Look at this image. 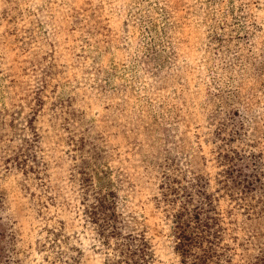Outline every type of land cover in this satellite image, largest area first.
<instances>
[{
    "label": "rangeland",
    "instance_id": "rangeland-1",
    "mask_svg": "<svg viewBox=\"0 0 264 264\" xmlns=\"http://www.w3.org/2000/svg\"><path fill=\"white\" fill-rule=\"evenodd\" d=\"M119 260L264 264V0H0V264Z\"/></svg>",
    "mask_w": 264,
    "mask_h": 264
},
{
    "label": "trees",
    "instance_id": "trees-1",
    "mask_svg": "<svg viewBox=\"0 0 264 264\" xmlns=\"http://www.w3.org/2000/svg\"><path fill=\"white\" fill-rule=\"evenodd\" d=\"M92 211H94V210H92ZM93 214H95V212H92ZM178 229H179V233H178V235H179V240H181L179 243H178V248L180 249H182L185 253H189L188 252V249L186 248V245H188L190 242L186 239V237H185V235H184V232H183V228H181L180 229V227H178ZM131 248V253L132 254H136L137 253V251L138 250H140V248L141 247H139V244H136L135 243V239H134V241H132V247H129V249ZM128 249V250H129ZM125 254H126V256H127V251L125 252ZM133 255V256H134ZM124 261V260H123ZM127 262V261H126ZM116 264H121V261L119 260V261H117L116 262ZM127 264H129L128 262H127Z\"/></svg>",
    "mask_w": 264,
    "mask_h": 264
}]
</instances>
